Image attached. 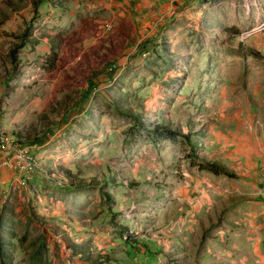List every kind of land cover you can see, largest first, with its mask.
I'll use <instances>...</instances> for the list:
<instances>
[{
	"label": "rangeland",
	"instance_id": "rangeland-1",
	"mask_svg": "<svg viewBox=\"0 0 264 264\" xmlns=\"http://www.w3.org/2000/svg\"><path fill=\"white\" fill-rule=\"evenodd\" d=\"M1 17L0 264H264V0Z\"/></svg>",
	"mask_w": 264,
	"mask_h": 264
},
{
	"label": "crops",
	"instance_id": "crops-1",
	"mask_svg": "<svg viewBox=\"0 0 264 264\" xmlns=\"http://www.w3.org/2000/svg\"><path fill=\"white\" fill-rule=\"evenodd\" d=\"M97 3V2H96ZM101 4L103 2H100ZM169 3H160V5H157V3H149V2H135V3H109V2H105L104 3V7H109V8H113L116 10H110V13H112L111 18H113V21L116 20H120L124 17H128L130 13L135 11V14H139L141 16V9L143 10L145 7H152V6H159L164 8V6ZM149 13H147L148 15ZM108 15V14H107ZM150 15V14H149ZM106 21V19H103ZM102 20V21H103Z\"/></svg>",
	"mask_w": 264,
	"mask_h": 264
},
{
	"label": "trees",
	"instance_id": "trees-1",
	"mask_svg": "<svg viewBox=\"0 0 264 264\" xmlns=\"http://www.w3.org/2000/svg\"><path fill=\"white\" fill-rule=\"evenodd\" d=\"M13 7H11V8L13 9ZM3 19H5V18L1 17V19H0V26L3 23ZM55 61H56V56H55V54H53L52 57L45 62L46 66L48 67V68H46V70H48L49 72L50 71H53L55 69V66H56ZM44 117H46V115H42V118H44ZM165 130H167V129L163 128V126H161V125L159 127H154V131L155 132L165 131ZM60 171H62V173L64 175H68V173L64 169H60Z\"/></svg>",
	"mask_w": 264,
	"mask_h": 264
},
{
	"label": "built area",
	"instance_id": "built-area-1",
	"mask_svg": "<svg viewBox=\"0 0 264 264\" xmlns=\"http://www.w3.org/2000/svg\"><path fill=\"white\" fill-rule=\"evenodd\" d=\"M246 37H247V36H246ZM0 146H1L2 148H6V147H7V142H6V140H5L4 138H0ZM9 149H10V147L6 148L5 150L8 151ZM24 155H25V150L23 149V147H20V148H19L18 157H19V158H22Z\"/></svg>",
	"mask_w": 264,
	"mask_h": 264
}]
</instances>
